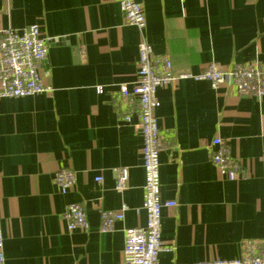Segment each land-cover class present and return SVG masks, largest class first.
<instances>
[{
    "label": "crops",
    "instance_id": "crops-1",
    "mask_svg": "<svg viewBox=\"0 0 264 264\" xmlns=\"http://www.w3.org/2000/svg\"><path fill=\"white\" fill-rule=\"evenodd\" d=\"M142 31L126 24L116 0H0V29L36 25L47 39L41 76L50 89L0 96V222L5 264H122L123 230L142 226V137L138 116L124 121L116 99L137 77V45L168 54L174 74H198L256 60L264 64V0H140ZM101 89L100 91H98ZM162 136L159 264L239 256L243 240L264 239V96L229 82L176 78L157 89ZM221 138L239 162L234 180L212 164ZM68 166L75 183L59 193ZM126 168L127 187L115 189ZM100 176L101 181H96ZM69 202L83 204L85 229H67ZM126 206L112 230L101 210Z\"/></svg>",
    "mask_w": 264,
    "mask_h": 264
},
{
    "label": "built area",
    "instance_id": "built-area-1",
    "mask_svg": "<svg viewBox=\"0 0 264 264\" xmlns=\"http://www.w3.org/2000/svg\"><path fill=\"white\" fill-rule=\"evenodd\" d=\"M123 13L126 24L139 31L145 27L146 20L140 0H116ZM137 77L130 85H121L116 99L125 104L118 111L124 121L131 119L132 111L138 116V129L142 137V167L144 182L143 201L139 208L145 211L146 221L142 226L128 227L123 230L122 264H159V253L167 249L161 240V209L173 207V200H162L160 195V160L162 136L158 118L155 114L160 102L156 95L158 88L166 86L176 78L207 80L213 88L229 82L240 95L256 98L264 96V64L256 60L236 63L228 68H220L210 62L198 74H174L172 61L168 54L153 55L151 46L141 38L137 45ZM47 56V39L42 36L36 25L25 28L7 27L0 29V96H30L49 90L41 76V65ZM99 89L98 91H100ZM208 155L212 164L221 175L234 180L239 171L237 158L229 152L225 142L214 137L209 145ZM264 168V153L261 156ZM127 170L120 168L115 176V189L122 191L127 187ZM96 181H101L97 176ZM53 182L59 193L65 194L75 183V171L64 166L57 170ZM125 205L119 209L101 210L100 230L110 231L116 221L124 216ZM67 229L88 227L85 208L80 202H69L63 212ZM240 254L236 258L204 260L193 264H264V239L243 240ZM0 264H5L4 236L0 222Z\"/></svg>",
    "mask_w": 264,
    "mask_h": 264
}]
</instances>
